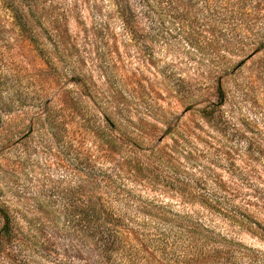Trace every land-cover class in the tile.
<instances>
[{
	"label": "rangeland",
	"instance_id": "rangeland-1",
	"mask_svg": "<svg viewBox=\"0 0 264 264\" xmlns=\"http://www.w3.org/2000/svg\"><path fill=\"white\" fill-rule=\"evenodd\" d=\"M2 208L0 264H264V0H0Z\"/></svg>",
	"mask_w": 264,
	"mask_h": 264
},
{
	"label": "trees",
	"instance_id": "trees-1",
	"mask_svg": "<svg viewBox=\"0 0 264 264\" xmlns=\"http://www.w3.org/2000/svg\"><path fill=\"white\" fill-rule=\"evenodd\" d=\"M98 207L105 209V218H107L110 223L109 228L112 231H115V228L113 227L114 225L112 224L114 219L113 213L109 209H106L101 201ZM96 214L99 215V211L96 212ZM1 217L3 223L0 227V255L4 253L5 249L10 247V244H20V239L18 238L19 231L10 212L6 208H2ZM223 259H225V255L223 254L210 255L209 253H206L204 255L203 253H198V255L186 257L182 264H226L222 261Z\"/></svg>",
	"mask_w": 264,
	"mask_h": 264
}]
</instances>
